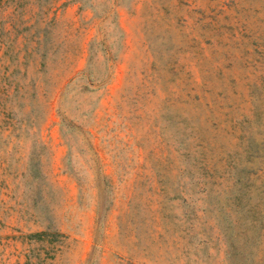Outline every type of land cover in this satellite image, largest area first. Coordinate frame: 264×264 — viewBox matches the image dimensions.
<instances>
[{"label":"rangeland","instance_id":"374dc122","mask_svg":"<svg viewBox=\"0 0 264 264\" xmlns=\"http://www.w3.org/2000/svg\"><path fill=\"white\" fill-rule=\"evenodd\" d=\"M233 247L264 264V0H0V264Z\"/></svg>","mask_w":264,"mask_h":264},{"label":"trees","instance_id":"16d2710c","mask_svg":"<svg viewBox=\"0 0 264 264\" xmlns=\"http://www.w3.org/2000/svg\"><path fill=\"white\" fill-rule=\"evenodd\" d=\"M231 178H232L234 184L239 183L241 181V171L240 170L237 171V168L232 170ZM237 252H238V250L236 248H234V247L229 248L228 254L233 256V259L231 258V262H230L231 264H237L236 259H235Z\"/></svg>","mask_w":264,"mask_h":264}]
</instances>
